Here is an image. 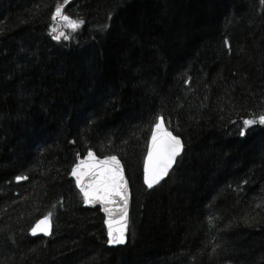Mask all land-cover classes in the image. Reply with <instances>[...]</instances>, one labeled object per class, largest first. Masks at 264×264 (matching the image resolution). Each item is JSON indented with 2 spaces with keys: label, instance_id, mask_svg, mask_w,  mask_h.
<instances>
[{
  "label": "trees",
  "instance_id": "obj_1",
  "mask_svg": "<svg viewBox=\"0 0 264 264\" xmlns=\"http://www.w3.org/2000/svg\"><path fill=\"white\" fill-rule=\"evenodd\" d=\"M259 115L261 0H0V264H264ZM160 116L184 151L149 189ZM89 151L124 163V245L71 176Z\"/></svg>",
  "mask_w": 264,
  "mask_h": 264
},
{
  "label": "snow or ice",
  "instance_id": "obj_2",
  "mask_svg": "<svg viewBox=\"0 0 264 264\" xmlns=\"http://www.w3.org/2000/svg\"><path fill=\"white\" fill-rule=\"evenodd\" d=\"M264 3V0H261ZM60 18L65 26L72 30L77 29L81 20H74L72 17L63 14L60 6L56 8L53 20ZM55 31V29H53ZM61 35H64L61 33ZM59 39V36L54 37ZM264 125V115H259L253 119H245L243 125L245 128L254 124ZM241 135H244L243 129ZM183 144L179 136H174L172 132L167 131L163 126V118H158L152 129L151 144L148 147L147 158L144 161V183L152 188L160 179L168 174V170L172 167L175 158L180 154ZM76 178L77 186L80 188L85 203L99 202L105 205L104 211L109 213L110 218L105 221L108 225L109 245L124 244L125 231L127 227V188L126 182L122 175L120 162L115 156L105 157L98 160L94 153L89 151L85 160L76 164L71 173ZM83 177L89 178V183L82 182ZM16 179L22 180L26 177L18 176ZM117 200L122 202L119 209L109 208L108 205L116 204ZM118 211L119 219H114L112 213ZM51 213L38 221L36 227L32 229V234H36V229L41 224L46 225L42 231L48 234V224Z\"/></svg>",
  "mask_w": 264,
  "mask_h": 264
},
{
  "label": "water",
  "instance_id": "obj_3",
  "mask_svg": "<svg viewBox=\"0 0 264 264\" xmlns=\"http://www.w3.org/2000/svg\"><path fill=\"white\" fill-rule=\"evenodd\" d=\"M160 118H163V117H160ZM154 126H155V125H154ZM163 126H164L165 129H167V131H170V132H172V134H173L174 136H177L176 134H174L173 131H171L170 129L167 128V126H166V124H165V122H164V119H163ZM151 137H152V133H151V135H150V139H149L148 147H149V145L151 144ZM179 138H180V140H181V142H182V144H183V148H182L180 154L175 158V161H174L172 167L168 170V174H167L166 176H164L162 179H160V181H159L158 183L154 184L153 187H155V186H157L158 184L162 183L164 180H166V179L169 177L171 171L173 170V168L175 167V165H176V163H177V159H178V158L180 157V155L183 153V151H184V142H183V140H182L181 137H179ZM91 152L94 153L95 157H96L98 160H103L105 157H110V156H104V157H102V156L97 155L94 151H91ZM147 154H148V151H147ZM147 154H146L145 160H146V158H147ZM112 156H115V155H112ZM86 157H87V155H86L84 158L79 159L78 162H77L76 164H78V163H80L81 161L85 160ZM115 157H116V158L119 160V162H120V167H121V169H122V175H123L124 181L126 182V188H127V198H128V200H127V227H126V231H125V243H126V242H127V238H128V233H129V225H130V206H131V201H130V189H129V182H128V178H127V176H126V172H125L124 164L122 163V161L120 160L119 157H117V156H115ZM145 160H144V161H145ZM76 164L74 165V167L76 166ZM74 167H73V168H74ZM71 173H72V171H71ZM71 175H72V174H71ZM72 177L74 178V180H75V182H76V178H75L73 175H72ZM143 181H144V165H143ZM82 182L85 183V184L89 183V178H88V177H83V178H82ZM144 184H145V183H144ZM145 185H146V184H145ZM76 186H77V183H76ZM146 186H147V185H146ZM147 187H148V186H147ZM153 187H152V188H153ZM77 188L80 190V188H79L78 186H77ZM148 188H149V187H148ZM80 192H81V190H80ZM81 194H82V193H81ZM82 196H83V194H82ZM83 198H84V197H83ZM85 205H86L87 207H91V208L99 207V208L101 209V212L103 213V215H104V217H105L104 223H105L106 220H108V219L110 218L109 213H107V212L104 211L105 205H103V204H101V203H99V202H95V203H85ZM108 207H109V208H112V209H114V210L119 209L120 207H122V202L119 201V200H117V203H116V204L108 205ZM119 216H120V214H119L118 211H114V212L112 213V217H113L114 219H119ZM43 218H44V217H43ZM43 218L39 219L38 221L42 220ZM38 221L34 224L33 228L36 227ZM105 226H106V230H107V232H108V225H107L106 223H105ZM45 227H46V225L41 224V225L39 226V228L36 229V234L49 235L50 232H51V220H49V224H48V226H47V227H48V234H45V232L42 231V229H44ZM33 228H32V229H33ZM32 229H31V233H32ZM107 238H108V236H107ZM125 243H124V244H125ZM124 244H116V245H110V246H118V245H124Z\"/></svg>",
  "mask_w": 264,
  "mask_h": 264
}]
</instances>
